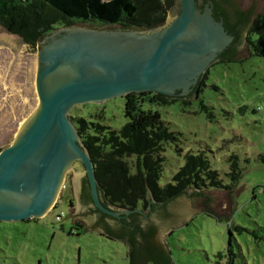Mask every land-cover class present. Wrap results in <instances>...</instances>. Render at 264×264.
Wrapping results in <instances>:
<instances>
[{
  "label": "rangeland",
  "instance_id": "1",
  "mask_svg": "<svg viewBox=\"0 0 264 264\" xmlns=\"http://www.w3.org/2000/svg\"><path fill=\"white\" fill-rule=\"evenodd\" d=\"M248 52L240 59L210 64L200 98L194 97L191 104H183L181 97L162 104L144 103L179 132V140L168 142L163 152L161 185L172 181L187 151H203L225 182L230 154L239 156L242 170L232 189L206 190L203 196L209 199L203 204L207 201L208 208L191 213L162 235L172 264H264V57ZM36 61V46L0 26V149L13 142L20 124L38 105ZM200 99L210 107L212 117L201 109ZM73 108L87 117L102 113L97 119L114 129L128 120L124 96ZM72 177L68 172L55 206L46 215L0 220V264H128L127 242L85 223L77 227L70 216L65 218L74 212L69 203Z\"/></svg>",
  "mask_w": 264,
  "mask_h": 264
},
{
  "label": "water",
  "instance_id": "2",
  "mask_svg": "<svg viewBox=\"0 0 264 264\" xmlns=\"http://www.w3.org/2000/svg\"><path fill=\"white\" fill-rule=\"evenodd\" d=\"M225 7L233 19L235 8L252 19L264 11V0H228ZM248 27L249 23L238 27L241 37L233 44L234 59L249 54L245 41ZM234 39L224 17L215 16L212 0L202 7L197 0H179L178 11L175 6L170 8L164 24L152 29L72 24L46 34L36 45L38 105L20 124L13 142L0 150V220L46 215L55 206L70 171L76 201H80L79 189L86 177L94 205L117 215L101 202L95 165L69 115L71 109L130 92L152 91L173 98L188 95ZM208 199L184 193L168 202L167 215L155 211V241L165 246V231L191 213L206 209L203 201ZM134 210L143 212L139 208L123 212ZM83 212L78 203L72 215L85 221L88 228H97L95 218Z\"/></svg>",
  "mask_w": 264,
  "mask_h": 264
},
{
  "label": "trees",
  "instance_id": "3",
  "mask_svg": "<svg viewBox=\"0 0 264 264\" xmlns=\"http://www.w3.org/2000/svg\"><path fill=\"white\" fill-rule=\"evenodd\" d=\"M177 1L0 0V26L35 47L46 34L56 28L79 22L89 23L93 27L152 29L164 24L169 9ZM212 1L215 16H223L226 28L235 35L232 45L220 54L219 61L235 58L233 44L241 37L238 27L247 23L249 27L245 40L250 54L264 57V12L251 19L246 11L235 8L233 19L225 7L228 0ZM207 77L208 72H205L188 95L180 96L183 104H191L193 101H186L185 97L192 95L200 98ZM124 98L128 120L119 129L98 120L97 117H102V113L87 117L76 113L75 108L69 113L94 162L99 193L103 200L100 199L105 206L115 204L125 209L147 210L150 204L153 209L167 215L168 202L189 190L196 196H203L206 190L232 189L239 182L242 170L237 154L228 156V182H225L203 151H187L184 163L173 174L172 181L161 185L159 180L165 161L163 152L168 142L179 140V132L171 130L161 113L145 108L144 103L149 101L162 104L170 102L173 96L144 91L130 92ZM200 107L209 117L213 116L210 107L202 99ZM177 150L181 151V148L177 147ZM132 165L135 166L134 172L131 171ZM204 204L207 205V201ZM205 211L214 214L210 210ZM140 213L132 211L120 227L106 229L107 233L112 238L127 242L130 248L128 264H172L166 245L162 246L155 241L157 226H144L142 217L145 216ZM77 226L83 227L82 224ZM229 232L233 235L232 225H229Z\"/></svg>",
  "mask_w": 264,
  "mask_h": 264
},
{
  "label": "flooded vegetation",
  "instance_id": "4",
  "mask_svg": "<svg viewBox=\"0 0 264 264\" xmlns=\"http://www.w3.org/2000/svg\"><path fill=\"white\" fill-rule=\"evenodd\" d=\"M206 1L207 0H197L198 6L202 7ZM175 7H176V10L178 11L179 1H177V3L175 4ZM66 178H67V175H66ZM70 186L72 187V185H70ZM71 192L74 196V191L72 190ZM73 196L70 199L71 202H69L72 210H75L77 204L80 203L81 208H82V212H83V210H85V212H83L82 214H84V215L85 214H91L93 219L95 218V220L93 221V223L95 224L94 226L101 229V230H104V231L106 229H115V228L120 227V225L123 223V220L125 218H127V216L130 214V213L123 212V209H125V208L119 207L118 205H115V204H110V205H107L106 207L109 208L110 210L114 211V212H117V215L109 214V213L103 211L102 209H100L99 207L95 206L93 203V200H92L90 186H89V183H88V180L86 177L82 178L81 187L79 189L78 197H79L80 201L79 202L76 201V199ZM100 197H101V195H100ZM101 199H102V197H101ZM72 200L74 201V203ZM139 209H142V208H139ZM144 211H146V212H144ZM155 211H157V210L153 209V207L149 204V206L147 207V210H143V212H141V213L139 212L140 214L145 216V217H142V219H143L142 223L144 224V226L147 224H155V220L152 217V214ZM71 217L73 218V221L75 222V226H77V224H82V226H84L86 224V222L81 221L82 219L73 216L72 213H71ZM145 222H147V223H145Z\"/></svg>",
  "mask_w": 264,
  "mask_h": 264
}]
</instances>
